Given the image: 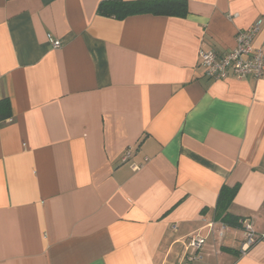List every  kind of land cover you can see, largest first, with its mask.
<instances>
[{
  "label": "crops",
  "instance_id": "1",
  "mask_svg": "<svg viewBox=\"0 0 264 264\" xmlns=\"http://www.w3.org/2000/svg\"><path fill=\"white\" fill-rule=\"evenodd\" d=\"M102 1L0 0V264H264V78L200 59L258 19L264 50V0L124 20ZM224 185L262 238L246 254L243 229L214 236Z\"/></svg>",
  "mask_w": 264,
  "mask_h": 264
},
{
  "label": "built area",
  "instance_id": "2",
  "mask_svg": "<svg viewBox=\"0 0 264 264\" xmlns=\"http://www.w3.org/2000/svg\"><path fill=\"white\" fill-rule=\"evenodd\" d=\"M262 23V19H258L249 29L240 31L236 37V47L229 53L220 55L212 50L202 51L200 59L206 76L213 80H226L231 76L238 80L264 78V50L254 47L253 44L261 30ZM49 41L54 48L62 46L61 41H56L51 36H49ZM130 157L131 152L128 151L124 161ZM228 229L222 223V228L217 235L213 234L216 238L222 239ZM261 239L255 235L252 225L246 220L243 228L241 253L246 254ZM205 241V238L198 234L187 239L186 247L190 251L186 256L188 261H193L197 258V254L204 246Z\"/></svg>",
  "mask_w": 264,
  "mask_h": 264
},
{
  "label": "trees",
  "instance_id": "3",
  "mask_svg": "<svg viewBox=\"0 0 264 264\" xmlns=\"http://www.w3.org/2000/svg\"><path fill=\"white\" fill-rule=\"evenodd\" d=\"M97 13L100 16L116 20L145 14L158 17L185 18L189 9L187 0H104L99 4ZM11 117L10 101L8 99L0 100V120L4 121ZM239 189V185L234 187L224 185L219 193L215 208V220L232 229H243L246 221L245 218L237 217L230 212V207Z\"/></svg>",
  "mask_w": 264,
  "mask_h": 264
}]
</instances>
